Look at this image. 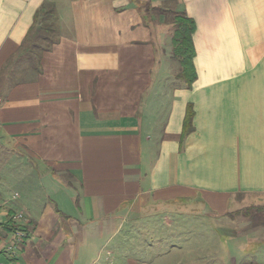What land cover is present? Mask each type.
I'll list each match as a JSON object with an SVG mask.
<instances>
[{
	"label": "crops",
	"instance_id": "obj_1",
	"mask_svg": "<svg viewBox=\"0 0 264 264\" xmlns=\"http://www.w3.org/2000/svg\"><path fill=\"white\" fill-rule=\"evenodd\" d=\"M164 2L0 0L1 263L264 264V0Z\"/></svg>",
	"mask_w": 264,
	"mask_h": 264
},
{
	"label": "trees",
	"instance_id": "obj_2",
	"mask_svg": "<svg viewBox=\"0 0 264 264\" xmlns=\"http://www.w3.org/2000/svg\"><path fill=\"white\" fill-rule=\"evenodd\" d=\"M146 8L150 10V5L147 4ZM42 13H45L43 10ZM51 15V14H50ZM48 14V17H51ZM47 16V14H46ZM40 14H37V23L39 22ZM195 32L194 22L187 19L184 14H176V27L173 35L174 57L179 61L182 67V74L179 76L185 81L189 88L192 87L197 78L196 71L193 64L195 56V48L192 36ZM44 39V38H43ZM191 119V111L188 112L187 121ZM190 122V121H189Z\"/></svg>",
	"mask_w": 264,
	"mask_h": 264
},
{
	"label": "rangeland",
	"instance_id": "obj_3",
	"mask_svg": "<svg viewBox=\"0 0 264 264\" xmlns=\"http://www.w3.org/2000/svg\"><path fill=\"white\" fill-rule=\"evenodd\" d=\"M163 1H165L164 2L165 5H168V4L170 5L172 0H163ZM176 68L177 67H175V68L173 67L171 71H173V73H175L178 70V68L177 69ZM178 71H180V69ZM180 72H181L180 74H182V71H180ZM180 74H179V76H181ZM8 159H10V158H8L7 154H3L2 152H0V181L2 179L7 178L8 176H10L11 173H14L12 170H10V166L13 163L10 164L11 161H9V163H8ZM228 237L229 236H227L225 233L219 232L218 233V243L212 244L214 247V250H216V253L218 256H228V254H231L232 249L230 247V243L227 242ZM263 246H264V242L259 243L258 240H255L251 244L252 250H250V252L257 250L258 252H260L262 254V251L264 250ZM202 248H204V247H202ZM235 253L239 254L237 251H235ZM233 254H234V252H233ZM178 255H179V253H173V256H178ZM194 255H196V254L194 253Z\"/></svg>",
	"mask_w": 264,
	"mask_h": 264
},
{
	"label": "built area",
	"instance_id": "obj_4",
	"mask_svg": "<svg viewBox=\"0 0 264 264\" xmlns=\"http://www.w3.org/2000/svg\"><path fill=\"white\" fill-rule=\"evenodd\" d=\"M9 218H10V222L11 223H17V222H20V221H22L24 219V215L23 214H16V215L10 216ZM18 235L23 236L22 233L18 234ZM0 264H3V263L0 262Z\"/></svg>",
	"mask_w": 264,
	"mask_h": 264
}]
</instances>
